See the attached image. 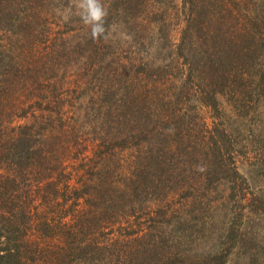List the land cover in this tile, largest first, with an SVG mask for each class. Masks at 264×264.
Returning <instances> with one entry per match:
<instances>
[{
	"label": "trees",
	"instance_id": "1",
	"mask_svg": "<svg viewBox=\"0 0 264 264\" xmlns=\"http://www.w3.org/2000/svg\"><path fill=\"white\" fill-rule=\"evenodd\" d=\"M103 3L95 41L81 19L57 31L47 0H0V264L252 259L264 0Z\"/></svg>",
	"mask_w": 264,
	"mask_h": 264
},
{
	"label": "rangeland",
	"instance_id": "2",
	"mask_svg": "<svg viewBox=\"0 0 264 264\" xmlns=\"http://www.w3.org/2000/svg\"><path fill=\"white\" fill-rule=\"evenodd\" d=\"M76 5V0H47V4L45 6H42L41 8H38L40 10V12H42L43 14H45V19L49 18L47 17V9L50 12V16L52 18V20L57 22V25L54 28H57V31H67L64 30V28H66L69 24L71 23H75L78 20H80V17L76 14L77 13V9L75 7ZM30 5H27L25 7H29ZM162 6H159L158 10L162 9ZM29 11L31 12V8H28ZM171 11V10H170ZM169 11V12H170ZM161 13V12H160ZM168 15V14H166ZM173 16H175V19H171L173 18ZM65 17H67V19H65ZM170 20L172 22H175V27L176 29H173L174 34L176 37L180 36V32H181V28L183 26V21L181 19L176 18V12L173 11L172 14H170ZM50 18V19H51ZM142 19V18H140ZM178 19V20H177ZM50 23V22H49ZM147 36H152V34L147 33ZM73 37H64V40L60 42V44H64L66 41H71ZM73 40H75V38H73ZM161 43H160V48H159V52L164 54L167 52L169 43H167V41L164 39H160ZM146 60H148V57H145ZM166 58L163 57V61ZM52 65L54 66V70H56V66L57 68H59L60 66V61L59 58H57L56 56H53V61H52ZM154 68V67H153ZM153 68L151 71H153ZM65 71H70L72 72V69H67ZM75 73L78 75V70L74 69ZM143 76V77H142ZM145 74L143 75L141 72H133L132 75L129 76L131 81H135V82H139L141 80H146L147 76H145ZM89 86V83H88ZM262 178V177H261ZM257 185H259V187L261 186L262 182L261 180H258ZM250 217L253 219L254 215L250 214ZM250 219L246 222V232L248 234H251L255 237V241L252 244L251 247V251H253V258L252 259H248V258H237L236 256H234V259L232 261L231 264H264V220H255V219Z\"/></svg>",
	"mask_w": 264,
	"mask_h": 264
},
{
	"label": "clouds",
	"instance_id": "3",
	"mask_svg": "<svg viewBox=\"0 0 264 264\" xmlns=\"http://www.w3.org/2000/svg\"><path fill=\"white\" fill-rule=\"evenodd\" d=\"M77 15L82 23L91 30V38L95 41L109 38L106 27L109 15L103 0H76ZM67 19V17H65Z\"/></svg>",
	"mask_w": 264,
	"mask_h": 264
}]
</instances>
